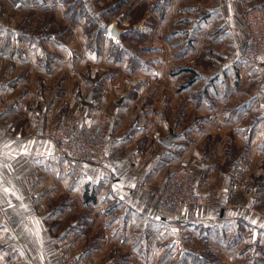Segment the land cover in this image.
I'll use <instances>...</instances> for the list:
<instances>
[{
	"label": "crops",
	"instance_id": "crops-1",
	"mask_svg": "<svg viewBox=\"0 0 264 264\" xmlns=\"http://www.w3.org/2000/svg\"><path fill=\"white\" fill-rule=\"evenodd\" d=\"M246 32L242 0H0V264H56L61 248L86 264H264V216L246 209L264 210V85ZM72 118L104 122L108 167L68 171L48 132ZM182 157L198 191L225 202L244 178L255 196L172 227L156 190Z\"/></svg>",
	"mask_w": 264,
	"mask_h": 264
},
{
	"label": "built area",
	"instance_id": "built-area-1",
	"mask_svg": "<svg viewBox=\"0 0 264 264\" xmlns=\"http://www.w3.org/2000/svg\"><path fill=\"white\" fill-rule=\"evenodd\" d=\"M243 21L247 32L240 45L241 56L252 63L256 69V78L264 85V5H255L251 0H242ZM195 63V59L190 60ZM133 80L127 78L124 82L115 83V89L123 96L132 93ZM6 86V81L0 77V90ZM48 135L56 144V153L64 161L68 171L76 177H80L88 164L99 167H108L112 162V156L108 151L110 134L107 132L102 120H88L72 118L58 122L50 128ZM160 131L156 137H160ZM244 166L238 165L236 173L244 172ZM196 170L192 160L182 157L178 166L164 175L156 190L158 203L156 210L159 216L169 218L170 225L180 231L188 226L185 211L191 209L195 217H199L202 207L212 205L219 208L229 206L235 195L240 190L247 198L253 199L255 189L242 178L237 183H231L227 191L225 202L216 197L198 191L196 189ZM249 213H258L264 216L252 200L246 205ZM56 264H86L85 260L76 253L64 248L58 251Z\"/></svg>",
	"mask_w": 264,
	"mask_h": 264
},
{
	"label": "water",
	"instance_id": "water-1",
	"mask_svg": "<svg viewBox=\"0 0 264 264\" xmlns=\"http://www.w3.org/2000/svg\"><path fill=\"white\" fill-rule=\"evenodd\" d=\"M123 31L124 29L120 28L117 22L114 23L111 27V32L115 34L119 40ZM175 137H177V133L171 130L170 134L162 139V142L165 143L166 145L171 146L173 144V140Z\"/></svg>",
	"mask_w": 264,
	"mask_h": 264
},
{
	"label": "rangeland",
	"instance_id": "rangeland-1",
	"mask_svg": "<svg viewBox=\"0 0 264 264\" xmlns=\"http://www.w3.org/2000/svg\"><path fill=\"white\" fill-rule=\"evenodd\" d=\"M262 5H264V4H262ZM254 188V187H253ZM255 189V188H254ZM254 196H255V194H254ZM255 202V201H254ZM256 203V202H255ZM264 211V210H263Z\"/></svg>",
	"mask_w": 264,
	"mask_h": 264
}]
</instances>
